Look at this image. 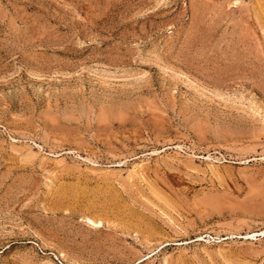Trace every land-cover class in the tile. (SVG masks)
I'll return each mask as SVG.
<instances>
[{
    "label": "rangeland",
    "instance_id": "1",
    "mask_svg": "<svg viewBox=\"0 0 264 264\" xmlns=\"http://www.w3.org/2000/svg\"><path fill=\"white\" fill-rule=\"evenodd\" d=\"M0 264H264V0H0Z\"/></svg>",
    "mask_w": 264,
    "mask_h": 264
},
{
    "label": "bare ground",
    "instance_id": "2",
    "mask_svg": "<svg viewBox=\"0 0 264 264\" xmlns=\"http://www.w3.org/2000/svg\"><path fill=\"white\" fill-rule=\"evenodd\" d=\"M89 221H90L91 223H93V224H97V222H96L95 220H93V219H90V218H89Z\"/></svg>",
    "mask_w": 264,
    "mask_h": 264
}]
</instances>
